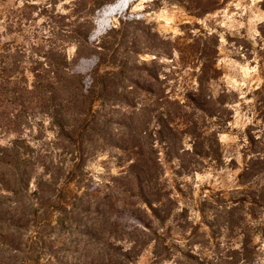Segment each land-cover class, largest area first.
Instances as JSON below:
<instances>
[{
  "label": "rangeland",
  "instance_id": "374dc122",
  "mask_svg": "<svg viewBox=\"0 0 264 264\" xmlns=\"http://www.w3.org/2000/svg\"><path fill=\"white\" fill-rule=\"evenodd\" d=\"M19 4L0 0V33L8 39L20 44V34L34 32L46 38L59 26L58 19L53 23L26 11L20 32L14 27L9 33L5 22ZM59 10L60 5L54 11ZM131 11L141 13L163 40L150 39L149 48L134 57L157 75L152 88L162 94L133 87L129 80L143 79L128 70L124 95L129 105L96 109L91 142L81 146L73 172L67 141L54 139L46 117H28L32 124L21 137L31 146V196H0V264L23 259L33 264H264V199H252L264 193V175L252 164L254 172L238 178L251 152L264 154V0H228L200 17L166 0H137ZM73 54L68 47L67 56ZM202 65L208 76L203 74V98L214 104V116L184 98L197 89ZM11 138L0 129V152ZM137 159L136 171L145 164L149 169L145 182L153 195L146 201L154 206L159 201L170 211L165 222L152 220L157 236L140 231L134 217L145 218L141 186L126 173ZM48 177L54 185L43 186L46 196L62 188L64 206L74 211L71 218L76 216L62 229L41 223L53 198L33 194ZM34 211L36 225L24 226L17 218L16 212L31 217ZM84 226L90 239L82 234ZM11 246L20 252L13 253Z\"/></svg>",
  "mask_w": 264,
  "mask_h": 264
},
{
  "label": "trees",
  "instance_id": "16d2710c",
  "mask_svg": "<svg viewBox=\"0 0 264 264\" xmlns=\"http://www.w3.org/2000/svg\"><path fill=\"white\" fill-rule=\"evenodd\" d=\"M166 1L178 4L192 15L200 17L228 0ZM17 2L20 4L5 22L4 30L9 33H12L11 29L14 27L19 30L26 11L29 15L36 13L53 23L57 19L59 22V26H53L48 31L46 38L39 37L36 32L27 36L21 35L20 30L19 32L16 30V34H20L21 37L20 44L15 38L8 39L5 31L0 33V129L12 135L8 145L0 152V196L23 194L30 197L27 190L30 169L27 166L31 155L27 149L31 146L21 137L22 131L32 124L28 117L34 114L46 117L55 128L54 139L62 138L67 141L72 148L69 156L70 171L73 172L81 161V146L91 142L89 131L94 122L93 114L96 109L113 104L129 105L124 95L128 87L125 84L128 81L126 74L128 70L137 72L143 79L142 83L129 80L133 87H139L143 92L160 97L162 90H153L151 83L157 81V75L152 73L148 66L138 65L134 57L143 53V49L149 48L150 39L163 40L158 34L150 31L141 13L131 11L137 0H17ZM58 5L60 10L55 12ZM68 47L74 48L71 58L67 56ZM200 70L202 75L198 79L197 89L187 91L184 98L194 109L206 116H214L216 113L212 110L214 104L208 106L203 98V74L207 80V66L202 65ZM179 105L181 108L185 107L184 104ZM75 116L81 118V123L77 122ZM114 146L121 149L117 144ZM139 162V159L132 160L126 171L132 173L141 186L139 191L141 197L145 199L144 209H141L145 218L138 215L134 217L137 219L138 229L148 230L153 236L156 232L153 230L152 220L163 223L168 219L170 211L165 210L158 200H156L158 206L146 201L153 195L145 182L147 177L149 180V169L145 164L144 170L136 171L140 167ZM252 164L259 165L261 171H258V174L264 175V154L251 152L238 178L254 172ZM52 180L49 177L47 180H40V185L33 194L38 197L45 196L47 199L53 198L50 209L42 215L41 223L62 229L67 221L74 223L76 216L74 219L71 218L74 211L65 208L62 188L54 187L52 194L47 190L49 196L44 193L43 186L54 185ZM143 182L145 188H142ZM256 197L261 201L264 199V193L253 196L252 199ZM2 214L3 209L0 207V218ZM16 214L24 226L36 225L37 211H34L31 217L27 214L17 212ZM84 228L86 230L82 234L90 239L92 236L90 230L85 226ZM62 233L67 234V231ZM151 239L155 242L154 238ZM240 248L243 251L245 245L241 244ZM10 249L13 253L20 252L16 246H11ZM129 249H133V245ZM53 255L55 254H50L49 259L58 261V257ZM15 264L33 263L23 259Z\"/></svg>",
  "mask_w": 264,
  "mask_h": 264
}]
</instances>
